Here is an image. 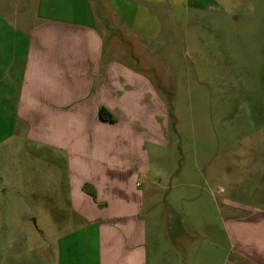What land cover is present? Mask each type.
<instances>
[{"label":"rangeland","instance_id":"374dc122","mask_svg":"<svg viewBox=\"0 0 264 264\" xmlns=\"http://www.w3.org/2000/svg\"><path fill=\"white\" fill-rule=\"evenodd\" d=\"M184 14L179 28L153 45L116 37L119 56L133 61L132 69L147 82L114 116L124 126L139 124L146 152L134 171L145 194L140 219L147 264H223L231 255L228 228L236 225L235 243L240 234L264 233V0H186ZM97 19L101 39H111L104 17ZM5 149L0 264H97L84 255L92 253L95 240L90 236L85 246L84 227L64 224L65 158L51 159L54 150L32 143L28 160L13 147L6 156ZM20 168L28 170L24 182L16 176ZM59 183L61 210L53 204ZM54 215L63 230L77 231L73 239L59 241L64 233ZM73 240L77 254L61 261L57 248Z\"/></svg>","mask_w":264,"mask_h":264},{"label":"crops","instance_id":"0c3cea01","mask_svg":"<svg viewBox=\"0 0 264 264\" xmlns=\"http://www.w3.org/2000/svg\"><path fill=\"white\" fill-rule=\"evenodd\" d=\"M0 1V148L8 156L13 147L28 160L32 143L54 150L51 159L65 158L66 203L63 207L59 183L53 204L66 209L64 224L84 227L85 246L90 236L95 240L85 257L97 264H147L146 224L140 219L145 194L135 182L136 165L146 152L138 123L124 126L114 116L133 103L128 96L145 90V79L132 69L133 61L119 56L117 38L155 44L164 32L179 28L186 0ZM98 14L111 32L109 40L98 34ZM102 108L113 121L100 117ZM16 176L24 182L28 170L20 168ZM54 217L64 233L59 241L77 235ZM235 229L227 230L231 255L223 264H264V233L240 234L235 243ZM76 248L74 240L61 242L60 260L76 255Z\"/></svg>","mask_w":264,"mask_h":264},{"label":"trees","instance_id":"16d2710c","mask_svg":"<svg viewBox=\"0 0 264 264\" xmlns=\"http://www.w3.org/2000/svg\"><path fill=\"white\" fill-rule=\"evenodd\" d=\"M99 114L103 120H109V121L114 120L112 115L108 111H106L104 108L100 109Z\"/></svg>","mask_w":264,"mask_h":264}]
</instances>
